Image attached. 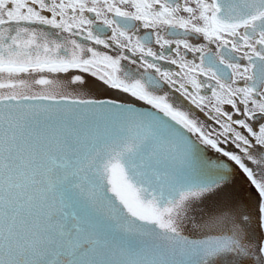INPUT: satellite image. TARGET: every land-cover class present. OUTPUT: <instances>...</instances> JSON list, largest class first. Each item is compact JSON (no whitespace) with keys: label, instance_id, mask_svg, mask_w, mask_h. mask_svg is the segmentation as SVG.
<instances>
[{"label":"snow or ice","instance_id":"obj_1","mask_svg":"<svg viewBox=\"0 0 264 264\" xmlns=\"http://www.w3.org/2000/svg\"><path fill=\"white\" fill-rule=\"evenodd\" d=\"M0 264H264V0H0Z\"/></svg>","mask_w":264,"mask_h":264},{"label":"flooded vegetation","instance_id":"obj_2","mask_svg":"<svg viewBox=\"0 0 264 264\" xmlns=\"http://www.w3.org/2000/svg\"><path fill=\"white\" fill-rule=\"evenodd\" d=\"M206 160L209 162H214L216 160V154L213 151L209 150L206 153ZM237 188H238V191H240L244 196H250L251 195V192L248 189L247 184H242V185L238 184ZM191 214H190L191 219H192V216L195 214V218H193V219L196 221H199V220L204 218L202 215V212L199 209L194 210Z\"/></svg>","mask_w":264,"mask_h":264},{"label":"rangeland","instance_id":"obj_3","mask_svg":"<svg viewBox=\"0 0 264 264\" xmlns=\"http://www.w3.org/2000/svg\"><path fill=\"white\" fill-rule=\"evenodd\" d=\"M192 215V214H191ZM195 218V214L192 216V219ZM191 219V218H190Z\"/></svg>","mask_w":264,"mask_h":264}]
</instances>
